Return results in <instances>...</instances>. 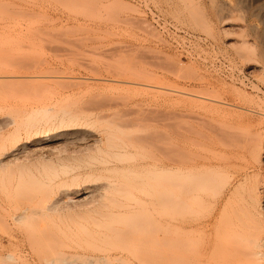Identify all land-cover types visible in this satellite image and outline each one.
Listing matches in <instances>:
<instances>
[{"label": "rangeland", "instance_id": "1", "mask_svg": "<svg viewBox=\"0 0 264 264\" xmlns=\"http://www.w3.org/2000/svg\"><path fill=\"white\" fill-rule=\"evenodd\" d=\"M0 76L9 77L0 80V117L15 122L0 130V154L29 113L47 107L58 116L82 113L91 129L106 126V120L126 124L136 147L129 149L131 155L150 170L175 168L171 159L177 160L180 134L188 128V136L208 147L223 132L227 156L232 160L239 153L236 166L256 171L248 175L254 181L245 179L236 196L258 181L254 184L264 211V0H0ZM74 138L66 141L76 142ZM71 149L65 153L70 168L78 163L72 157L85 158ZM83 173L61 177L77 175L75 191ZM20 174L13 162L0 167V264H45L44 258L69 254L77 255V261L82 255L100 258L91 246L81 245L91 241L77 228L81 221L86 225L81 212L87 205L75 210L72 203L67 213L28 215L21 222L12 218L23 208L40 210L56 194L45 192L28 203L34 190L21 189ZM165 223L159 230L135 232L147 250L146 262L123 253L124 262L191 264L190 256L187 263L180 258V231L173 228L180 222H169L173 227ZM209 239L199 240L195 249L206 253ZM117 256L119 252L112 254ZM114 258L111 263L119 264Z\"/></svg>", "mask_w": 264, "mask_h": 264}, {"label": "bare ground", "instance_id": "2", "mask_svg": "<svg viewBox=\"0 0 264 264\" xmlns=\"http://www.w3.org/2000/svg\"><path fill=\"white\" fill-rule=\"evenodd\" d=\"M7 78L9 77L0 76L1 81ZM174 92L178 95H185L180 91ZM213 108L216 107L213 106ZM219 109L217 107V111ZM81 114L72 112L71 114H64L63 112L62 114L61 112L58 116L52 112L50 107L35 109L29 113L30 118L28 117L21 123L18 129L15 126L13 142L6 148L5 152L3 150L4 153L0 154V167L10 165L12 162L15 163L20 167L21 173L18 178V185L22 187L21 189L26 187L27 190H34L33 195L29 196L28 203H30V198L33 199L32 197L39 198L41 197L39 195H43L45 192L48 194L56 191L49 204L40 206V210L23 208L18 213L19 215L12 217L14 220L21 222L35 214L40 216L44 214L45 217V214L50 212L59 215L61 211L71 210L72 207L69 204L72 203H75L74 206L76 205L75 210L77 205L80 207L87 205L84 206L83 211L80 210L81 213L84 212L83 214H85L84 219L79 211H77L78 213L75 212L79 216L75 215V217L80 220L82 218L86 222V225H83V221H81L82 224L78 223L77 228L79 227L82 231L81 236L84 233L90 237L86 240H91L87 243H81V245H87V249L91 246V249L98 251L101 257L92 259H87V257L85 260L82 255V257L80 256L81 260L79 258L77 261V255L74 256L75 258H71L73 255L70 256V254L68 258L58 255V257L44 258L43 263L82 264L83 262L84 264H97L99 262L100 264H112L110 257L114 258L112 254L115 252H119V256L113 261L116 263L118 261L119 264L127 262L128 258L124 262V258L121 257L123 253L134 257L135 260L137 258L138 263L146 262L147 250L135 237V232L153 227L159 230L162 228L163 222H166L168 227H173L169 222L175 220V222H180V225L176 223L179 225L178 229L175 226L173 228L180 231V244H182L180 258L181 261L184 259L183 262L185 263L190 256L192 258V260L189 258L192 261L191 264H264V218L262 214L264 211L258 196V189L254 184H257L258 181L252 182L251 185L254 184V186L247 187L245 194L236 196L238 189H241V185L245 184L244 180H248V175L252 171H256L254 168L248 170L243 166L237 165L239 168L236 166L237 163L234 161L237 160L238 162V159H240L239 161L242 159V157L239 158L241 156L239 153L237 155L240 156L236 155L238 157L236 158L234 155L232 160L230 155L227 156V149H225L227 138L224 136L226 133L223 135L221 131L220 138L214 137L215 139L213 138L211 141L209 139L208 144L211 143V146L208 147V145H203L204 142L200 143L199 139L188 136L189 132L187 131L192 128L187 127V133L183 131L186 134H180L182 145L179 143L181 146L177 160L170 158L175 161V168L164 167L166 169H163L159 167L150 170V166L143 160L144 155L141 159L144 163L134 160L138 156L131 155L129 149H136V147L133 146L135 141L131 140L133 134H129L130 129L125 131L124 126L126 124H116V122L112 124V121L108 124L107 120H103L106 126L103 125L102 128L104 126L106 128L102 129L97 126L101 129L92 127L93 130L91 129V120L88 122V116H81ZM186 115L188 116V113ZM189 115L191 114L189 113ZM93 123L95 124V122ZM13 124L15 125V122L12 118L0 117V130ZM62 127L64 128L62 129ZM215 129L217 128L211 130L214 131ZM216 131L213 136H218ZM74 136L77 137H75L77 140ZM69 137H73L76 142H73L72 139L71 142H67ZM126 138H130L127 140L129 143L132 142L130 145H127ZM206 140L208 141V139ZM138 141L143 142L141 139ZM68 146L72 147L73 151H77L78 154L83 152L85 157L83 158L82 155L79 156L73 152L78 155L72 157L78 161V165L76 164L72 168L68 165V156L65 155ZM78 170L84 172L82 174V186L80 184L81 187L73 191L77 187V175L73 176L72 179L70 178L72 175L69 179L67 178V180L71 179L70 182L62 178L61 175L66 177L75 171L78 174ZM251 175L253 174L251 173ZM250 179L252 178L250 177ZM252 181L254 180L252 179ZM43 199L45 201V198ZM79 219L77 220L79 221ZM32 221L34 220L32 219ZM74 223L77 221L75 220ZM61 232L64 233L63 230ZM61 237L63 236L61 235ZM206 238H210L207 240L210 247L206 246L209 247L207 254L204 249L202 254L195 247L201 244L199 240L202 242V239ZM204 241L206 242V240ZM72 243H74V239ZM154 244L156 245V243ZM158 244L159 242H157ZM82 247L84 246L82 245ZM191 249L192 254L195 249V254L192 257L191 253L188 254V250L191 251ZM6 257L8 260L12 259L11 255ZM128 262L127 264H129Z\"/></svg>", "mask_w": 264, "mask_h": 264}]
</instances>
